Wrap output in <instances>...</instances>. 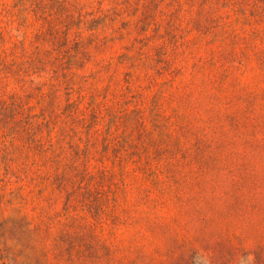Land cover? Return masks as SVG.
<instances>
[{"label": "rangeland", "instance_id": "374dc122", "mask_svg": "<svg viewBox=\"0 0 264 264\" xmlns=\"http://www.w3.org/2000/svg\"><path fill=\"white\" fill-rule=\"evenodd\" d=\"M0 264H264V0H0Z\"/></svg>", "mask_w": 264, "mask_h": 264}]
</instances>
